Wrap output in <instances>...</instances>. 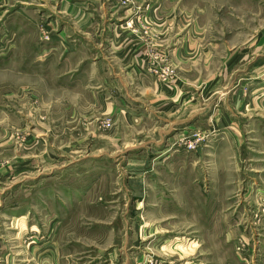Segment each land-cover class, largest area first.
<instances>
[{"label": "rangeland", "instance_id": "1", "mask_svg": "<svg viewBox=\"0 0 264 264\" xmlns=\"http://www.w3.org/2000/svg\"><path fill=\"white\" fill-rule=\"evenodd\" d=\"M256 111L264 0H0V264H264Z\"/></svg>", "mask_w": 264, "mask_h": 264}, {"label": "crops", "instance_id": "2", "mask_svg": "<svg viewBox=\"0 0 264 264\" xmlns=\"http://www.w3.org/2000/svg\"><path fill=\"white\" fill-rule=\"evenodd\" d=\"M23 67H25V66H23ZM22 71H24V72H29V70H28V68H20ZM39 70V69H38ZM261 83L262 82H254V79L251 77V80L249 81V84L250 85H252V84H257L258 86L257 87H260L261 86ZM257 87H251L250 89L251 90H253V88H257ZM257 112V111H256ZM264 113L263 112H261V111H259V112H257L256 113V115H255V117L257 118L258 116L257 115H259L260 117H262V115H263ZM187 121H189V119L187 118L186 120H182L181 122H180V124H184V123H186ZM257 121V120H256ZM190 122V121H189ZM189 122H187V123H189ZM256 124H257V126H256V128H259L260 129V127L262 128V126L264 125V123L262 122V121H257L256 122ZM182 126V125H181ZM223 127V126H222ZM226 132H228V130H225L222 134H224V133H226ZM221 133V132H220ZM219 133V134H220ZM218 134V135H219ZM217 137V138H216ZM216 137H214L211 141H210V144L212 143V145H213V147H214V149H213V154H210V158H211V161L213 162V164L215 163V161L217 160V161H222V160H224V159H226V158H228L227 156H231V155H228V154H222V155H218V153H219V151H220V147H219V145L217 144V139H218V136H216ZM227 139V142H228V139H229V141H230V138H226ZM225 139L224 138H220L219 140H218V142H221V141H224ZM172 156V155H171ZM171 156H169V158L171 157ZM211 170H213V167L211 168ZM128 172H131V171H128ZM225 172V171H224ZM135 173H137L138 175H135L136 177H132L133 178V180L132 181H128L127 182V184H129V185H126L125 187H127V189L124 187V190L126 189L128 192H126V193H130V199H131V202H132V207H133V209L134 210H138V209H143V208H145L144 207V205H145V199H144V194H145V192H146V187H144V188H142V186H141V181H143V179H141V177H140V174H142V168H138L136 171H135ZM214 173H215V175L213 176L214 178H219V177H221V176H217V172H216V170L214 169ZM131 174V173H130ZM222 175H224V173L222 174ZM136 179V180H135ZM160 183H163V184H165L166 182L165 181H160ZM222 188H224V185L222 186ZM157 191H160V189H162V187H157ZM213 190H215V189H213ZM150 192V191H149ZM155 199H156V197H155ZM150 201V200H149ZM140 210V211H141ZM54 252H56L55 251V249L53 250ZM57 254H58V252L56 253V256H57ZM113 254V255H112ZM118 254H121L120 253V251H118ZM63 256V255H62ZM120 256V255H119ZM115 259H116V253L115 252H110V253H108V257H107V264H117L116 262H115ZM53 263L54 264H58L59 263V257L58 258H55V259H53ZM92 264H95L94 263V261H92Z\"/></svg>", "mask_w": 264, "mask_h": 264}]
</instances>
